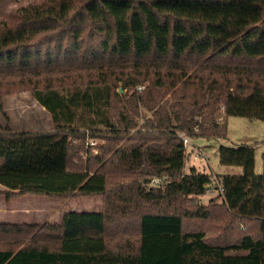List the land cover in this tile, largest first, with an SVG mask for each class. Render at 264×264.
Listing matches in <instances>:
<instances>
[{
	"label": "trees",
	"instance_id": "trees-1",
	"mask_svg": "<svg viewBox=\"0 0 264 264\" xmlns=\"http://www.w3.org/2000/svg\"><path fill=\"white\" fill-rule=\"evenodd\" d=\"M159 60L264 68V0H45L0 21V75L35 70L0 81V109L20 86L55 125L0 128V192L104 198L60 223L0 224L14 238L0 264H264L255 146L219 148L221 164L243 173L218 175L224 193H209L212 174L185 169L180 136L222 137L232 115L264 121V78L141 68ZM61 62L132 65L39 76ZM86 137L105 142L86 147Z\"/></svg>",
	"mask_w": 264,
	"mask_h": 264
},
{
	"label": "rangeland",
	"instance_id": "rangeland-1",
	"mask_svg": "<svg viewBox=\"0 0 264 264\" xmlns=\"http://www.w3.org/2000/svg\"><path fill=\"white\" fill-rule=\"evenodd\" d=\"M45 0H0V21L9 17L11 12L19 6L29 3H39ZM224 63V62H195V61H149L141 68L149 70L158 69L163 73L167 70L178 71L184 69L191 73L209 74L212 76L227 75L233 77L240 72L255 78H264V68H257L250 64ZM130 62H102L100 64H89L88 62H66L56 65L37 67L39 76H54L69 73H79L87 71H98L108 68L131 69ZM244 65V66H243ZM35 70L11 71L0 75V81L7 82L19 80L20 78L35 77ZM38 76V75H36ZM144 87L146 85L141 84ZM143 87V88H144ZM138 88V87H137ZM122 87L118 88V91ZM139 90V89H138ZM127 89H123V92ZM141 91V90H139ZM121 92V93H123ZM217 111L220 121H223L222 112ZM149 111H143L140 122L143 121ZM226 134L222 137L190 136L191 144L187 147L186 166L188 171L191 167H196L210 174H242L240 166H227L220 162L219 148L222 145L235 147L241 144H252L256 151V171L262 173L264 163L262 153L264 150V121L250 119L243 116H228L226 118ZM9 127L16 131H49L54 129L51 113L42 106L32 95L30 90L17 86L13 91H9L3 99V108L0 109V128ZM105 141L101 138L91 139L86 137L85 145H101ZM87 150V149H86ZM80 155L87 159L88 154L83 150ZM113 187V185H112ZM4 188L0 185V190ZM103 197V196H102ZM101 196H66L55 197L50 195L25 194L20 197L8 198L5 193L0 192V224H22L45 222H55L61 220L64 212L70 210L96 211L100 204ZM104 199V198H103ZM208 200L205 196L204 201ZM28 205V206H26ZM26 207V208H25ZM9 208V209H8ZM12 208H16L11 210ZM84 208V209H83ZM94 208V209H92ZM27 209V210H24ZM11 210V211H8ZM22 213H18V212ZM26 211V213H25ZM12 215V218H10ZM18 218L17 222H11ZM12 219V220H11ZM264 230V227L262 228ZM14 238L0 232V247L13 241ZM29 240L27 238L25 241ZM262 252L264 253V243Z\"/></svg>",
	"mask_w": 264,
	"mask_h": 264
},
{
	"label": "built area",
	"instance_id": "built-area-1",
	"mask_svg": "<svg viewBox=\"0 0 264 264\" xmlns=\"http://www.w3.org/2000/svg\"><path fill=\"white\" fill-rule=\"evenodd\" d=\"M143 85H139L138 89L142 90L143 89ZM180 136L183 138V142L184 145L187 149V147L191 144L190 141V137L187 136L185 133H180ZM160 181L159 178H154L152 180L153 183H158ZM207 191L209 193H213V192H217L219 194H223L224 193V187H223V183H222V178L220 176H218V174H212L211 177V184L208 186Z\"/></svg>",
	"mask_w": 264,
	"mask_h": 264
},
{
	"label": "crops",
	"instance_id": "crops-1",
	"mask_svg": "<svg viewBox=\"0 0 264 264\" xmlns=\"http://www.w3.org/2000/svg\"><path fill=\"white\" fill-rule=\"evenodd\" d=\"M25 195V194H24ZM21 196H23V195H21ZM96 196H98V195H96ZM99 196H101L102 197V195H99ZM20 197V196H19ZM13 198H15V197H13ZM11 199V198H10ZM100 204H103V197H102V199L100 200ZM26 206H28V205H26ZM26 208V207H25ZM9 209V208H8ZM14 209H16V208H12L11 210H14ZM84 209V208H83ZM92 209H94V208H92ZM102 209V207H98L97 209H96V211H99V210H101ZM11 210H8V211H11ZM24 210H27V209H24ZM77 211H83V210H77ZM18 213H22V212H18ZM25 213H26V211H25ZM65 213V212H64ZM63 213V214H64ZM62 217H63V215H62ZM62 217H61V220H62ZM10 218H12V215H11V217ZM12 220V219H11ZM61 220H59V221H55V222H58V223H60L61 222ZM18 221V218H16V219H14V220H12L11 222H17Z\"/></svg>",
	"mask_w": 264,
	"mask_h": 264
},
{
	"label": "water",
	"instance_id": "water-1",
	"mask_svg": "<svg viewBox=\"0 0 264 264\" xmlns=\"http://www.w3.org/2000/svg\"><path fill=\"white\" fill-rule=\"evenodd\" d=\"M120 91L123 92V88Z\"/></svg>",
	"mask_w": 264,
	"mask_h": 264
}]
</instances>
